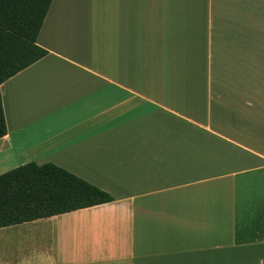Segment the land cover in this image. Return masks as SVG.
I'll use <instances>...</instances> for the list:
<instances>
[{"label": "crops", "instance_id": "0c3cea01", "mask_svg": "<svg viewBox=\"0 0 264 264\" xmlns=\"http://www.w3.org/2000/svg\"><path fill=\"white\" fill-rule=\"evenodd\" d=\"M0 85V175L111 203L0 229V264H264V0H52Z\"/></svg>", "mask_w": 264, "mask_h": 264}, {"label": "trees", "instance_id": "16d2710c", "mask_svg": "<svg viewBox=\"0 0 264 264\" xmlns=\"http://www.w3.org/2000/svg\"><path fill=\"white\" fill-rule=\"evenodd\" d=\"M52 0H0V85L47 51L37 37ZM7 133L0 93V139ZM105 191L51 163L0 175V229L111 203Z\"/></svg>", "mask_w": 264, "mask_h": 264}]
</instances>
